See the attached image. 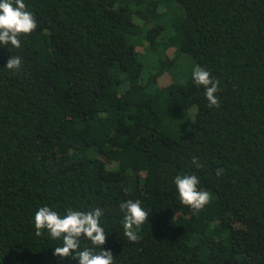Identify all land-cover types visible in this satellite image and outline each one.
I'll list each match as a JSON object with an SVG mask.
<instances>
[{"label":"trees","instance_id":"16d2710c","mask_svg":"<svg viewBox=\"0 0 264 264\" xmlns=\"http://www.w3.org/2000/svg\"><path fill=\"white\" fill-rule=\"evenodd\" d=\"M24 2L37 28L0 45V264H78L35 234L41 206L101 208L114 264H264V0ZM177 175L210 193L202 210ZM126 200L149 212L135 243Z\"/></svg>","mask_w":264,"mask_h":264},{"label":"clouds","instance_id":"9594fccd","mask_svg":"<svg viewBox=\"0 0 264 264\" xmlns=\"http://www.w3.org/2000/svg\"><path fill=\"white\" fill-rule=\"evenodd\" d=\"M37 28L34 14L27 10L24 0H0V45H11L13 48L21 47L20 37L30 35ZM21 65L19 56H11L4 65L11 71L17 70ZM192 80L205 90V97L209 107H218L217 93L220 90L218 79L213 80L209 71L196 66L192 71ZM192 164L202 167L197 157L192 158ZM216 176L224 173L223 168L215 170ZM200 181L196 175H177L174 184L181 204L189 206L193 211L202 210L211 196L207 191L198 188ZM124 213L122 218L123 235L129 242H138L140 235L137 229L148 219L149 212L142 207L139 200H126L119 205ZM104 215L101 208L90 211L74 210L69 207L63 215L41 206L35 212L33 224L37 236L47 231L52 239H58L61 244L54 249L53 255L61 258L72 256L78 264H114L111 250H103L101 246L106 243V231L100 224V217ZM81 238L99 247V252L91 248H80Z\"/></svg>","mask_w":264,"mask_h":264},{"label":"rangeland","instance_id":"374dc122","mask_svg":"<svg viewBox=\"0 0 264 264\" xmlns=\"http://www.w3.org/2000/svg\"><path fill=\"white\" fill-rule=\"evenodd\" d=\"M184 58V57H183ZM146 59H148V57L146 56ZM184 59H186V58H184ZM185 62H186V60H182L181 62H179L178 64H176V67L177 68H183L184 67V64H185ZM178 72V71H177ZM164 80H168V76H165L164 77Z\"/></svg>","mask_w":264,"mask_h":264}]
</instances>
